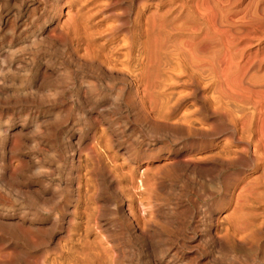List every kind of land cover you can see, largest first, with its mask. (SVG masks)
Here are the masks:
<instances>
[{"label":"bare ground","instance_id":"1","mask_svg":"<svg viewBox=\"0 0 264 264\" xmlns=\"http://www.w3.org/2000/svg\"><path fill=\"white\" fill-rule=\"evenodd\" d=\"M243 2L244 0H63L64 8L60 0H13L12 16L18 19H15V24L16 27L19 24L20 27L17 28L20 32L13 37L15 26L10 23L13 24L8 27L11 37L7 39L3 49H0V100H8L7 103L23 101L25 104L30 101L32 104L21 106L32 109L40 107L45 100L63 99L67 94L71 100L83 104L92 101L105 106L108 104L115 107L112 111L117 108L123 110L122 107L125 106L140 119L148 139H144L134 153L124 151L126 161L129 158L135 160L137 165L143 164L140 169L131 164V171H126L128 168L125 170L131 184L127 187L123 183L121 185L125 179L123 171L118 170V164L119 168L121 164L114 163L115 160L105 154L103 148L101 151L97 144L88 145L87 140L86 150L92 156L89 160H94L88 173L95 182L91 185L89 179L82 181L78 174L75 181L67 180L74 196V209L67 215L66 211L62 215L52 214L47 225L42 221L26 218L27 209L31 205H35L37 211L48 206L44 183L47 170L42 169L45 165L42 151L37 147L25 150L28 141L27 121L20 122L15 130L0 123V234L5 233L31 247L43 242L48 244L47 241H50L57 227L60 225L62 228L58 230V250L50 257H44L42 251L43 256L39 253L42 257L32 256L33 253L29 249L31 254L28 253L26 246L25 249L16 243L18 241L2 245V240L0 264H116L115 257L119 256L122 248H115V240L110 236L112 220L102 216V205L99 202L105 185L113 193H109L107 197H115L110 198L114 205L111 208L120 215V218L114 219V227L118 229V233L115 231L116 235L122 238L124 235L129 236L134 245L156 247L159 256L151 264H264V12L257 11V0V9L252 7L251 0ZM52 9L58 12L55 10L56 13L53 14ZM58 13H63L64 17H56ZM38 16L43 17L41 25L34 29L26 28L28 21L33 23ZM6 22L5 16L3 18L0 12V26ZM27 47L36 51L55 49L63 54L67 69L62 74L67 71L59 77L58 82L55 83L57 79L53 80L55 89H51L53 92L47 96L43 90L48 78L55 73L54 65L50 66L45 60L44 63L37 61V64H31L34 60L31 54L33 51L29 53L32 55L29 63L28 60H25V65L18 63L20 59L17 55L22 54L23 57V53L28 52H25ZM37 56L38 53L34 58ZM74 66L93 68L99 75L96 76L105 81L111 95L99 94L95 91L98 88L86 85L83 77L79 79L75 89L66 91L64 86L71 85L75 78L72 79L73 73L82 76L80 71H73ZM20 70L26 71L21 74L22 81L13 85ZM82 112L84 115L85 111ZM60 119L64 118L58 116L57 120ZM41 120L31 121L30 132H37L38 135L44 132L45 136L48 129L51 131L50 127L57 128L55 124L50 126ZM56 121L53 120L54 123ZM124 122L127 121L119 123ZM119 129L120 132L121 128ZM92 135L91 138H94ZM39 139L41 137L29 138L36 145ZM100 139L99 141L102 140ZM30 145L28 144L29 147ZM103 145L105 148L106 144ZM47 146L50 148V145ZM45 152L49 153L47 150ZM77 156L81 157L80 154ZM81 158L85 159V155ZM203 177L204 182L201 180ZM220 180L225 183L226 189L222 197H219L221 200L218 199L220 204L217 202L215 206L206 203V206L195 208L187 201L177 199L173 204L165 205L168 200L165 203L164 200H157L160 197L157 196L163 192L183 193L189 186L197 193L203 194L204 191L205 194L208 191L212 194L219 190ZM205 181H211V184L208 185ZM57 183L61 182L58 180ZM56 194L52 193V196ZM15 205L21 209L20 214L16 213ZM109 206L107 207L110 208ZM179 206L182 211L178 210ZM33 214L35 215L32 213L30 217ZM157 218H161L163 223H169L168 226L175 224L176 229L183 233L189 232L185 234L181 246L174 240L168 242L161 240L162 238L156 239L162 229L158 226ZM124 240L127 241V237ZM259 240L263 242L262 248L256 244ZM252 244H256L255 247ZM188 254H192L193 258L185 261Z\"/></svg>","mask_w":264,"mask_h":264},{"label":"rangeland","instance_id":"2","mask_svg":"<svg viewBox=\"0 0 264 264\" xmlns=\"http://www.w3.org/2000/svg\"><path fill=\"white\" fill-rule=\"evenodd\" d=\"M2 1V2H1ZM28 1H32V0H28ZM61 1V4H62V6H63V0H60ZM246 1H248V0H244V2H246ZM258 1H260L259 3H258ZM10 2V3H9ZM243 2V3H244ZM251 2H252V4H253V8L254 9H257V6H259L258 7V9H257V11H259V12H261L262 13V11L264 12V0H257V4H256V0H251ZM3 4V5H2ZM6 4V5H5ZM257 6H256V5ZM259 4V5H258ZM2 5V6H1ZM10 5V6H9ZM262 5H263V7H262ZM260 6H261V8H260ZM64 8H65V6H63ZM5 8V9H4ZM262 8H263V10H262ZM0 12H1V15L3 16V18H4V16H5V18H6V20H7V22L5 23V24H1V26H0V42H1V46H0V49L2 50L3 48L2 47H4V45H5V43L7 42V39H9L10 37H11V34H10V32L11 31H9L8 30V27L9 26H11V25H13V24H10V23H14V25L13 26H15L14 28H15V32H14V34L15 35H13V37H16V35L18 34V32H20L19 31V28H17L18 26H19V24L17 25V27H16V24H15V21L16 20H18V19H16L14 16H12L13 15V12H14V10H13V0H0ZM3 10V11H2ZM52 10H54V13L53 14H55L56 13V9H52ZM56 10V11H55ZM5 11V12H4ZM6 11H8V13H6ZM58 12V11H57ZM25 13V12H24ZM59 14V15H58ZM57 14V16L56 17H59L60 19L61 18H63L64 17V14L63 13H58ZM23 15H25V14H23ZM63 15V16H62ZM45 16V18H46V15H44ZM16 19V20H15ZM38 19V20H37ZM40 19V20H39ZM42 20H43V17H37L36 19H35V21L33 22V23H30L29 21H28V23H27V25H26V28H30V29H34V28H37L38 27V25H41V23H42ZM39 22V23H38ZM31 24H32V26H31ZM34 25V26H33ZM12 26V27H13ZM7 27V28H6ZM20 27V26H19ZM18 29V31H17V29ZM7 29V30H6ZM4 30V31H3ZM27 32V31H26ZM9 34V35H8ZM6 37V38H5ZM31 49V50H30ZM30 49H28V47L25 49L26 51L25 52H27V53H23V57L21 56L22 54H18L17 56H18V58L20 59V60H18L19 62L18 63H20V64H24L25 65V62L27 61L28 63L30 62L29 60H31V56L33 55V62L31 63V64H35L37 61V63H42L44 60V62H49V64H51L50 66H53L54 68H55V73H56V75H55V73L51 76V78L49 79L48 78V82L46 81V85H45V89L43 90V93L47 96V95H49V93H52L53 91L51 90V89H55V83L56 82H58V80L60 79L59 77L60 76H62V75H64V73L67 71H65L63 74H62V72H63V70H65V69H67L66 68V63H65V61H64V59H63V54H61L60 53V51L59 50H55V49H51V51L49 50V49H43V51L42 50H40V51H36L35 49H32V48H30ZM33 51V53H31ZM50 51V52H49ZM55 51H56V53H55ZM59 51V52H58ZM36 52V53H35ZM45 52V53H44ZM29 53H31V54H29ZM38 53V55L39 56H37V57H35L34 58V56L36 55ZM54 53V54H53ZM58 53V54H57ZM47 57H45L44 55ZM19 55L21 56V57H19ZM27 55V56H26ZM42 55V56H41ZM48 55H49V57H48ZM51 55L53 56V57H51ZM56 55H57V57H58V59H57V57H56ZM61 56V57H60ZM27 57H29L28 59H26ZM38 60H37V59ZM23 59V60H22ZM36 59V60H35ZM41 59V60H40ZM55 59V60H54ZM26 60V61H25ZM51 60V61H50ZM60 60V61H59ZM22 62H24V63H22ZM26 62V63H27ZM43 62V63H44ZM61 64H60V63ZM36 63V64H37ZM52 63H55V64H52ZM60 65V66H59ZM61 67V68H60ZM63 67V68H62ZM58 69V70H57ZM62 69V71H60ZM73 69V71H74V69L76 70V71H80L81 73H82V76L81 77H79V76H77V75H75V73H73V71L71 72V73H73L72 74V83H70L71 85H69V84H66L64 87L67 89H65L66 91H68V90H73V89H75L76 87H77V84L79 83V79L81 80V78L83 77L84 78V81H86L87 83H86V85H91L94 89H96V88H98V90L96 89L95 91H98L99 92V94H106L107 95V93H110L109 92V89H107V86H106V83H105V81L101 78V77H97V76H99L98 75V73H96L95 72V70L93 69V68H91V67H80V66H74V68H72ZM85 71H84V70ZM92 69H93V72H92ZM57 70V71H56ZM88 70V71H87ZM22 70H20V71H18L17 72V74H16V81H14V83H12L13 85H18V84H20L21 83V79H22V75L21 74H24L26 71H22ZM57 72H59L61 75H59V73H57ZM86 72V73H85ZM91 72V73H90ZM20 73V74H19ZM84 73V74H83ZM91 74V75H90ZM18 75V76H17ZM19 75L21 76V77H19ZM55 75V76H54ZM59 75V76H58ZM85 75V76H84ZM89 77H88V76ZM97 75V76H96ZM90 77H92V78H90ZM93 77H94V79H93ZM19 78H20V80H19ZM82 78V79H83ZM87 80H86V79ZM99 78V79H98ZM55 79H57L56 81H55ZM88 79H89V81H90V79H92L91 81H93V83L90 81H88ZM95 79H97V80H95ZM55 81V83H53L54 81ZM51 81V82H50ZM97 81H99L98 82V84L97 85H95L96 83H97ZM89 82V83H88ZM49 83V84H48ZM53 85H52V84ZM83 83H85V82H83ZM82 83V84H83ZM113 83V82H112ZM62 84V83H61ZM113 84H115V82L113 83ZM50 85H52V87L50 86ZM63 85H64V83H63ZM76 85V86H75ZM48 86L49 87H51V88H48ZM68 87V88H67ZM104 87V88H103ZM48 90V92H46L45 93V91H47ZM51 90V91H50ZM104 90H106V91H104ZM110 95H111V93H110ZM110 95H108V96H110ZM70 97H68L67 96V94H65L64 95V98L62 99H59V100H57V99H55V100H45V102L44 103H42V105H40V107H34V108H32V109H28L27 107H22L21 106V104H25V102H23V101H16L15 103L14 102H9V103H7L8 102V100H7V102L6 101H1L0 102V109H2L1 110V112H0V123H2L3 125H9V126H11L12 127V130H15V128L17 127V126H19V123L20 122H23L24 120L25 121H27L28 122V127L26 128V130H27V134H26V136H27V138H28V141H27V143H26V147L27 148H25V150H33L34 148L36 149V147L37 148H40L41 149V151H42V154H43V160L45 159V165H46V167H48V165H49V168L47 169L46 167H45V165H44V167L42 168L44 171H46V173H45V177H44V183H45V185H46V196H48L47 198H48V206L47 207H45L43 210L42 209H40L41 210V212H40V210H38L37 211V209L38 208H36V206L35 205H31L30 206V208H28L27 209V211H28V213H27V215H26V218L28 219V218H32V219H34L35 221H42V222H44L45 224H49L50 223V220L52 219V218H49L50 216L51 217H53V215L52 214H56V215H62L63 214V212H65L66 211V215L68 214V213H71L72 211H73V209H74V196H72L73 194H71V188L70 187H68V185H67V180H69V179H72V181L74 180L75 181V179H76V176H77V174H78V176L82 179V181H88V179H89V184H91V185H93L94 184V182H93V180H92V178L90 177V175H89V173H88V171H90V168L89 167H93L92 165H94V160H89V157L91 158L92 156L87 152V148H86V142H88L89 141V143H88V145L89 144H97L98 146H100V150L102 151L103 149H104V152H105V154H107V155H109V156H111V158L113 159V161H114V163H120L121 165H120V168H119V164H118V170L120 171V169H121V171H123L122 172V174H125V179L121 182V185H122V183L124 184L123 186L124 187H127V185H130L131 186V184H130V182H129V177H127L128 176V172H130L131 171V167H129V166H131V164H133L136 168L138 167L139 169H140V167H142V165L143 164H138L137 165V162H135V160L133 161V160H131V159H127V161H126V159L125 158H127V157H124L126 154H124V151H126V152H130V153H134L135 151H137L139 148H140V145H141V143H142V141L144 140V139H148V134L146 133V131H144L143 132V130H144V128H143V126H141L142 125V123L140 122V119L135 115L134 116V114H133V112L128 108V107H122L123 108V110L122 109H119V108H117V110H115V111H112V110H114L115 109V107H113V106H110V105H108L107 104V106H105V104H102V103H99V102H89V103H86V104H83V103H79V102H77V101H74L73 99L71 100V98L69 99ZM49 101V102H48ZM2 102H3V104H2ZM4 102H6V103H4ZM20 104H19V103ZM23 102V103H22ZM17 103V104H16ZM29 103L30 104H32L30 101H27L26 102V104L25 105H29ZM46 103H48L47 105H46ZM79 103V104H78ZM92 103V104H91ZM4 104H8V105H4ZM11 106H10V105ZM50 104V105H49ZM54 104V105H53ZM98 104V105H97ZM44 105V106H43ZM59 105V106H58ZM3 106V107H2ZM20 106V107H19ZM47 106H49V107H47ZM63 106H64V108H63ZM66 106L67 107H69V108H66ZM72 106V107H71ZM75 106V107H74ZM77 106V107H76ZM78 106H80V108L78 107ZM98 106H99V108H98ZM108 106H110V107H108ZM13 107H14V109H13ZM16 107V108H15ZM42 107V109H40ZM46 107V108H45ZM58 107H60V109L58 108ZM88 107V108H87ZM10 108V109H9ZM19 108V109H18ZM35 108H37L36 110H35ZM54 108V109H53ZM77 108V109H76ZM82 108V109H81ZM106 108V109H105ZM121 108V107H120ZM125 108V109H124ZM57 109H59V110H57ZM69 109V110H68ZM71 109V110H70ZM94 109H96V110H94ZM10 110V111H9ZM46 110H47V112H46ZM52 110V111H51ZM63 110V111H62ZM78 110V111H77ZM105 110V111H104ZM108 110H110V111H108ZM120 110V111H119ZM126 110V111H125ZM128 110V111H127ZM4 111V112H3ZM6 111H8V112H6ZM16 111V112H15ZM67 111V112H66ZM72 113H71V112ZM77 111V112H76ZM82 111H85V113H84V115H83V112ZM118 113H117V112ZM13 112V113H12ZM22 112H24V114L22 113ZM36 112V113H35ZM66 112V114H64ZM74 112V113H73ZM119 112H121V113H119ZM8 113V114H7ZM19 113V114H18ZM21 113L23 114V115H21ZM27 113V114H26ZM33 113V114H32ZM50 113V114H49ZM77 113V114H76ZM78 113H80V114H78ZM100 113V114H99ZM114 113V114H113ZM124 113H127L128 115H126V114H124ZM131 113V114H130ZM4 114V115H3ZM37 114V115H36ZM62 114V115H61ZM64 114V115H63ZM70 114V115H69ZM75 114V115H74ZM82 114V115H81ZM96 114V115H95ZM111 114V115H110ZM119 114H120V116H119ZM7 115H9L10 116V119H9V116L7 117ZM17 115V116H16ZM35 115H36V117H35ZM41 115V116H40ZM59 116L60 118H64V119H60V120H57V117H55V116ZM65 115H67V117L65 116ZM101 115V116H100ZM122 115V116H121ZM2 116H4V117H2ZM16 116V117H15ZM25 116V117H24ZM39 116V117H38ZM47 116V117H46ZM54 116V117H53ZM62 116V117H61ZM76 116V117H75ZM89 116V117H88ZM92 118H91V117ZM112 116H114V117H112ZM134 116V117H133ZM13 117V118H12ZM21 117V118H20ZM50 117H52V118H54V119H52V118H50ZM81 117L84 119H81ZM93 117H96V119H94ZM117 117H119V118H117ZM136 117V118H135ZM3 118H4V120H3ZM18 118V119H17ZM71 118V119H70ZM74 118V119H73ZM97 118H99V120L97 119ZM111 118V119H110ZM123 118V119H122ZM125 118V119H124ZM131 118V119H130ZM2 119V120H1ZM41 120V122L42 123H48V125H50V126H52V125H56L57 126V128H55V129H52L51 127H50V129H51V131L48 129L47 130V133L45 132V136H44V132H41V135H38L37 134V132H30V126H31V121H33V120H35V121H38V122H40V120ZM59 119V118H58ZM65 119H67V120H65ZM80 119V120H79ZM101 119V120H100ZM135 119V120H134ZM53 120H57L56 121V123H58V124H56V123H54L53 122ZM78 122H77V121ZM109 120H111V121H109ZM119 120V121H118ZM121 120V121H120ZM123 120L125 121H127L128 122V120H129V122L127 123H123V124H121L122 122H123ZM134 120V121H133ZM137 120V121H136ZM49 121V122H48ZM50 121H51V123H50ZM64 121H66L65 123H64ZM68 121V122H67ZM80 121V122H79ZM83 121H87V122H83ZM89 121V122H88ZM93 121V122H92ZM104 121V122H103ZM116 121V122H115ZM131 121H133V122H131ZM53 122V123H52ZM74 122V123H73ZM77 122V123H76ZM96 122V123H95ZM100 122V123H99ZM107 122V123H106ZM113 122H115L113 125H112V123ZM119 122H121V123H119ZM131 122V123H130ZM12 123H14V124H12ZM61 123H63V124H61ZM95 123V125H93V124ZM102 123H104V124H102ZM30 124V125H29ZM59 124H61V125H59ZM68 124V125H67ZM85 124V125H84ZM116 124V125H115ZM126 124V125H125ZM64 125H66V126H64ZM73 125V126H72ZM78 125V126H77ZM81 125V126H80ZM87 125V126H86ZM100 125V126H99ZM105 125V126H104ZM120 125L123 127H120ZM128 125V126H127ZM70 126V127H69ZM84 126H86V127H84ZM103 126V127H102ZM112 126V127H111ZM114 126V127H113ZM126 126V127H125ZM74 127V128H73ZM77 127V128H76ZM105 127V128H104ZM109 127V128H108ZM136 129H135V128ZM143 128V129H141V128ZM84 128H85V130H84ZM91 128V129H90ZM108 128V129H107ZM111 128V129H110ZM114 128H116V129H114ZM119 128H121V131L120 132H122V133H120L119 132ZM130 128H133V130L131 129L130 130ZM64 129V130H63ZM74 129H76V130H74ZM78 129V130H77ZM90 129V130H89ZM107 129V130H106ZM113 129V130H112ZM118 129V130H117ZM123 129H125V130H123ZM139 129H141V130H139ZM88 130V131H87ZM103 130V131H102ZM115 130V131H114ZM137 130V131H136ZM58 131V132H57ZM63 131H65V132H63ZM107 131H108V133L109 134H111L110 136L111 137H109V134H107ZM132 131V132H131ZM135 131V133H133ZM28 132H30V133H28ZM52 132H54V133H52ZM76 132V133H75ZM85 132V133H84ZM94 132V133H93ZM98 132V133H97ZM101 132V133H100ZM111 132V133H110ZM119 132V133H118ZM131 132V133H130ZM43 133V134H42ZM48 133H49V135H48ZM57 133V134H56ZM71 133V134H70ZM89 133V134H88ZM92 133L94 134V136L92 135ZM101 135H104V136H101ZM125 133V134H124ZM128 133V134H127ZM130 133V134H129ZM74 134V135H73ZM86 134V135H85ZM114 136H113V135ZM133 134V135H132ZM137 134V135H136ZM53 135V136H52ZM72 135V136H71ZM87 135H89V136H87ZM90 135H92L94 138H91V136ZM107 135V136H106ZM117 135V136H116ZM32 136H37L38 138L39 137H41V139H39V142L37 143V145L34 143L33 144V142L32 141H30L29 140V138H31ZM44 136V137H43ZM47 136V137H46ZM96 136V137H95ZM120 136V137H119ZM123 136V137H122ZM67 137V138H66ZM70 137V138H69ZM100 137H101V139H100ZM105 139H104V138ZM114 137V138H113ZM118 137V138H117ZM127 137H129V138H127ZM131 137V138H130ZM133 137H135V138H133ZM145 137V138H144ZM50 140H49V139ZM52 138V139H51ZM117 138V139H116ZM133 138V139H132ZM46 140V142H45V140ZM49 141H48V140ZM57 141H56V140ZM67 139V140H66ZM70 139V140H69ZM77 139V140H76ZM80 139V140H79ZM98 139V140H97ZM99 139L101 140V141H99ZM113 139V140H112ZM124 139V140H123ZM126 139V140H125ZM129 139V140H128ZM35 140H37V139H35ZM76 140V141H75ZM79 140V141H78ZM88 140V141H87ZM95 140H96V143H95ZM105 140V141H104ZM106 140H107V143H106ZM117 140V141H116ZM122 140V141H121ZM134 140V141H133ZM138 140V141H137ZM56 141V142H55ZM78 141V142H77ZM103 141V142H102ZM110 141V142H109ZM122 143V145H120V142ZM127 141H129V143L127 142ZM133 142V144H131V142ZM45 142V143H44ZM50 142H52V143H50ZM66 142V143H65ZM73 142V143H72ZM91 142V143H90ZM97 142H99V143H97ZM102 142V143H101ZM109 142V143H108ZM116 142V143H115ZM139 142V143H138ZM43 143V144H42ZM71 143V144H70ZM103 143H105L106 145H105V148H104V145H103ZM124 143V144H123ZM128 143V144H127ZM28 144L30 145V147L28 146ZM47 144L48 145H50V148H48V146H47ZM52 144V145H51ZM56 144V145H55ZM68 144V145H67ZM85 144V145H84ZM101 144V145H100ZM131 144V145H130ZM137 145V146H134V145ZM69 145H70V149H69ZM113 145V146H112ZM129 145V146H128ZM57 146V147H56ZM64 146H66V147H64ZM84 146H85V148H84ZM102 146V147H101ZM119 146V147H118ZM125 146H126V148H125ZM29 147V148H28ZM42 147H45V148H42ZM56 147V148H55ZM78 147V148H77ZM115 147V148H114ZM128 147V148H127ZM129 147H131V148H129ZM135 147V148H134ZM68 150H67V149ZM84 148V149H83ZM103 148V149H102ZM44 149V150H43ZM52 149V150H51ZM78 149V150H77ZM112 149V150H111ZM113 149H114V151H113ZM131 149V150H130ZM47 150V153L48 154H46V151ZM56 150V151H55ZM58 150V151H57ZM81 150H85V152H83V151H81ZM128 150V151H127ZM72 151V152H71ZM132 151V152H131ZM57 152H59V154L57 153ZM61 152V153H60ZM65 152V153H64ZM82 152V153H81ZM121 152V153H120ZM110 153V154H109ZM114 153V154H113ZM46 154V155H45ZM80 154V156L81 157H84V155H85V159L84 158H79V156H77V155H79ZM62 155V156H61ZM88 156V158H87V156ZM120 155V156H119ZM48 156V157H47ZM51 156H53L52 158H53V160H52V158H51ZM58 156V157H57ZM113 156V157H112ZM45 157V158H44ZM119 157V158H118ZM122 157V158H121ZM55 158V159H54ZM58 158H60V160L58 159ZM46 159H48V160H46ZM59 161H58V160ZM63 159V160H62ZM71 159V160H70ZM125 159V160H124ZM51 160V161H50ZM87 160L89 161L88 163H87ZM123 160V161H122ZM73 161V162H72ZM78 161V162H77ZM118 161V162H117ZM120 161V162H119ZM125 161V162H124ZM132 161V162H131ZM68 162V163H67ZM71 162V163H70ZM83 162H84V164H83ZM130 162V163H129ZM48 163V164H47ZM74 163V164H73ZM81 163V164H80ZM90 163V164H89ZM92 163V164H91ZM54 164V165H53ZM64 164V165H63ZM80 164V165H79ZM86 164V165H85ZM88 164H89V166H88ZM50 165L52 166V167H50ZM71 165V166H70ZM85 165V167H83ZM91 165V166H90ZM67 166V167H66ZM70 166V167H69ZM80 168H79V167ZM82 166V167H81ZM55 167V168H54ZM75 167V168H74ZM88 167V168H87ZM51 168V169H50ZM63 168H64V171H63ZM67 168V169H66ZM84 168V170H82ZM122 168H123V170H122ZM128 168V170H126ZM53 169H54V171H53ZM57 170V171H56ZM73 170H74V172H73ZM81 170V171H80ZM128 171L127 173H126V171ZM53 171V172H52ZM125 171V172H124ZM51 174H50V173ZM55 172V173H54ZM73 172V173H72ZM85 172V173H84ZM47 173H48V176H47ZM54 173V174H53ZM65 173V174H64ZM66 173H68V174H70V175H68V174H66ZM80 173V174H79ZM88 173V174H87ZM49 174H50V177H49ZM75 174V175H74ZM87 174V175H86ZM68 175V176H67ZM75 176V178H74V176ZM127 175V176H126ZM58 177V178H57ZM87 177V178H86ZM47 178V179H46ZM49 178H51V179H49ZM62 178H64V180L62 179ZM91 178V179H90ZM207 178H209V175L207 176ZM61 179V180H60ZM48 180V181H47ZM54 180V181H53ZM58 180L61 182V183H57L58 182ZM63 180V181H62ZM66 180V181H65ZM203 182H204V177L201 179ZM49 181H50V183H49ZM57 181V182H56ZM55 182V183H54ZM52 183V184H51ZM129 183V184H128ZM205 183L207 184L208 183V185H210L211 184V181L209 182V181H205ZM57 184H58V186H57ZM177 184H180V182H177ZM50 185H51V189H50ZM55 185V186H54ZM126 185V186H125ZM53 186H54V188H53ZM67 186V187H66ZM130 186L128 187V188H130ZM72 188H73V186H71ZM226 186H225V183L224 182H222V180H220V188H219V190H217L216 192H214V193H212V194H210V192H208V191H206L205 192V194H204V191H203V194H200V193H197V192H195V189L193 188L192 189V187L191 186H189L188 187V190L187 191H185V192H183L182 193V191H178L179 192V194H178V192H176L177 194H175V191H171V192H163L161 195H158L157 196V200L158 201H160V202H163V200H164V202L163 203H165L167 200L169 201V200H171V201H167L166 203H165V205L166 204H173L174 202H175V200L177 199V200H183V202H186V203H189L190 205H192L193 207H195V208H198L199 206H206L207 204H213L214 206L216 205V204H218L219 202H221V201H219L218 199H220L221 197H222V195H223V193H224V191H225V188ZM110 187H107L106 185H105V187L103 188V191L100 193V195H102V196H100L99 197V199H100V201L99 202H101V205H102V216L104 217V218H106V217H108L107 219H110V220H112V222L110 223V225H111V233H110V236H111V238L112 239H114L115 241H114V245H115V248L116 249H120V248H122V250H125V251H122L121 249H120V251H121V253L119 254V256H117V257H115V263L116 264H128V262H129V264L130 263H134V264H141V263H143V264H151L152 263V261L155 259V258H157L158 256H159V254H158V250H157V248L156 247H152L151 245H150V247H149V245H147L146 244V246L145 245H134L133 244V242H132V240H131V238L129 237V236H125L124 235V237L122 238V237H120V235H116V232L115 231H117V233H118V229L116 228V227H114L115 225V223H114V219L116 220V219H118V218H120V215H119V213H117V212H115V210L113 209V208H111V207H114V205H113V203H111L112 201H111V199H115V197L113 196V195H111V196H108L107 197V195H110V194H113V193H111L112 192V190H111V188L109 189ZM50 189V190H49ZM66 189L68 190V191H66ZM106 189V190H105ZM203 189H204V187H203ZM63 190V191H62ZM131 190V189H130ZM194 190V191H193ZM53 191V192H52ZM62 193H60V192ZM50 192V193H49ZM59 192V193H58ZM106 192H107V194H106ZM174 194H173V193ZM195 192V193H194ZM208 192V193H207ZM52 193H57L56 194V196H52ZM110 193V194H109ZM166 195H165V194ZM182 193V194H181ZM61 194V195H60ZM171 194V195H170ZM72 197H71V196ZM187 195V197H185ZM211 197H210V196ZM217 195V196H216ZM52 196V197H51ZM104 196V197H103ZM106 196V197H105ZM180 196H181V198H180ZM195 196V197H194ZM199 196V197H198ZM215 196V197H214ZM221 196V197H220ZM58 197V198H57ZM163 197H164V199H163ZM175 197V198H174ZM183 197V198H182ZM220 197V198H219ZM57 198V199H56ZM102 198V199H101ZM104 198H107V199H104ZM111 198V199H110ZM162 198V199H161ZM209 198V199H208ZM55 199V200H54ZM108 199L110 200V201H108ZM161 199V200H160ZM166 199V200H165ZM208 199V200H207ZM66 200V201H65ZM176 200V201H177ZM192 200H194V202L192 201ZM212 200H214V201H212ZM216 200V201H215ZM221 200V199H220ZM223 200V199H222ZM54 201V202H53ZM70 201V202H69ZM73 201V202H72ZM196 201V202H195ZM212 201V202H211ZM106 202H107V204L108 205H110L109 207L110 208H108L107 206V204H106ZM216 202V203H215ZM218 202V203H217ZM54 203H56V204H54ZM59 203V204H58ZM64 203H66L67 205L65 206V205H63ZM104 203V204H103ZM111 203V204H110ZM200 203V204H199ZM202 203V204H201ZM207 203V204H206ZM49 204H51V205H49ZM194 204V205H193ZM220 204V203H219ZM92 205H93V203H92ZM59 207V208H58ZM106 208V209H104V208ZM49 208V209H48ZM50 208H51V210H50ZM55 208V209H54ZM61 208L63 209V210H61ZM64 208H66V210H64ZM73 208V209H72ZM182 207H180L179 206V208H178V210L179 211H182V209H181ZM34 209V210H33ZM54 209V210H53ZM60 209V210H59ZM111 209V210H110ZM113 209V210H112ZM181 209V210H180ZM20 210L21 209H19L18 208V205H15V211H16V213H19L20 214ZM53 210V211H52ZM106 210L108 211V212H106ZM71 211V212H70ZM44 212V213H43ZM112 212V213H111ZM115 212V213H114ZM32 213H35V215L33 214V216H31L30 217V215H32ZM107 213V214H106ZM113 214H115V215H113ZM106 215V216H105ZM110 215H113V216H110ZM48 217V218H47ZM111 217V218H110ZM157 220H158V222H159V224H158V226H159V228L161 229V234H160V236H157L156 237V239H161V240H165V241H168V242H172L173 240L174 241H176L177 243H178V245H182V242H183V240L185 239V234H187V233H189V232H187V233H183V231H180L178 228L176 229V225L175 224H170V226H168L169 225V223H166V222H162L163 220L161 219V218H157ZM161 222H160V221ZM47 221V222H46ZM171 225H173L172 226V228L170 229V227H171ZM165 227H167V229L165 228ZM60 228V229H59ZM115 228V229H114ZM164 228V229H163ZM171 230V232H170V230ZM62 228L60 227V225L57 227V230L55 231V233L53 234V236H52V238L50 239V241H47L48 242V244H46V242H43V243H39L40 245H38V244H36L35 246H28V245H26L25 243H23L21 240H19V239H15V238H13V237H10L9 235H7V234H5L4 233V235H1L0 234V236H2V237H0V244H1V241L2 240H4V242L2 241V245H11V244H14L16 241H18V242H16V243H18V245L21 247H27V249H26V247H25V249L28 251V249L30 250V252L31 253H33V254H36V255H33V254H31L29 251H28V253H30L32 256H40V257H42L43 255L41 254V251H42V253L44 254V257H50L51 255H52V253H54V252H56L58 249V247H57V245H56V241H57V238H58V234H59V231L58 230H61ZM117 229V230H116ZM168 230H169V232H168ZM175 230V231H174ZM179 230V231H178ZM173 231V232H172ZM178 231V232H177ZM179 232H181V233H179ZM115 233V234H114ZM169 233H170V235H169ZM171 233H173L172 235H171ZM180 234V235H178V234ZM114 234V235H113ZM175 234V235H174ZM181 234H184L183 236L181 235ZM116 235V236H115ZM164 235V236H163ZM174 235V236H173ZM118 236H119V238H118ZM180 236V237H179ZM181 236L183 237V238H181ZM185 236V237H184ZM126 237H127V241L126 240H124V239H126ZM129 237V238H128ZM165 237V238H164ZM168 237H169V239H168ZM9 238H12L11 240L9 239ZM116 238H117V240H116ZM6 239V240H5ZM8 239V240H7ZM121 239V240H120ZM172 239V240H171ZM15 240V241H14ZM119 240V241H118ZM6 241H7V244H5L6 243ZM117 241H118V243H117ZM131 241V242H130ZM179 241V242H178ZM121 242V243H120ZM123 242H124V244H123ZM258 243V244H257ZM263 242H262V240H259L258 242H256V244L257 245H259L260 246V248H262L263 246V244H262ZM117 244H119V245H117ZM123 246H122V245ZM125 244H126V246H125ZM256 244H252L253 245V247H255L254 245H256ZM121 245V246H120ZM135 246L136 247V249H135V247H132V246ZM41 246L43 247V248H41ZM53 246V247H52ZM55 246V247H54ZM129 248H128V247ZM127 247V248H126ZM147 247V248H146ZM185 247V246H184ZM46 248V249H45ZM51 250H50V249ZM115 248H113V250L115 251L116 249ZM131 248V249H130ZM133 248V249H132ZM138 248H139V250H138ZM141 248V249H140ZM144 250H143V249ZM149 248H151V250H149ZM186 248V247H185ZM24 249V250H25ZM52 249H54V250H52ZM126 249H128V250H126ZM155 249V250H154ZM33 250V251H32ZM157 250V251H156ZM48 251H50V252H48ZM137 251V252H136ZM145 251V252H144ZM44 252H47L46 254L44 253ZM132 252V253H131ZM39 253L42 255H39ZM126 253H127V255H126ZM130 253V254H129ZM150 253V254H149ZM153 255H152V254ZM189 253V252H188ZM49 254V255H48ZM149 254V255H148ZM46 255V256H45ZM122 255V256H121ZM135 255V256H134ZM148 255V256H147ZM155 255V256H154ZM121 256V258L119 259L118 257H120ZM125 256H127V258H129V259H127ZM132 256V257H131ZM142 256V257H141ZM135 257V258H134ZM137 257H139L138 259H137ZM190 257V258H189ZM118 258V259H117ZM123 258H125V259H123ZM131 258V259H130ZM193 258V255L192 254H188L187 255V257L185 258V261H188V260H186V259H189V260H191ZM151 260V262H150V260ZM122 260V261H121ZM142 260V261H141ZM145 260V261H144ZM147 260H148V263H147ZM140 261V262H139ZM144 261V262H143ZM120 262V263H119ZM135 262H137V263H135Z\"/></svg>","mask_w":264,"mask_h":264}]
</instances>
